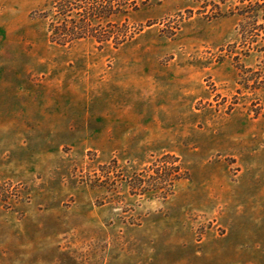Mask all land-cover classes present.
<instances>
[{
	"label": "rangeland",
	"instance_id": "rangeland-1",
	"mask_svg": "<svg viewBox=\"0 0 264 264\" xmlns=\"http://www.w3.org/2000/svg\"><path fill=\"white\" fill-rule=\"evenodd\" d=\"M50 1L0 0V264H264V0Z\"/></svg>",
	"mask_w": 264,
	"mask_h": 264
},
{
	"label": "trees",
	"instance_id": "trees-1",
	"mask_svg": "<svg viewBox=\"0 0 264 264\" xmlns=\"http://www.w3.org/2000/svg\"><path fill=\"white\" fill-rule=\"evenodd\" d=\"M136 9V0H51L39 18L46 21L51 44L68 46L92 40L103 45L113 36L112 30L119 28L116 19ZM126 38L123 35L118 41Z\"/></svg>",
	"mask_w": 264,
	"mask_h": 264
}]
</instances>
